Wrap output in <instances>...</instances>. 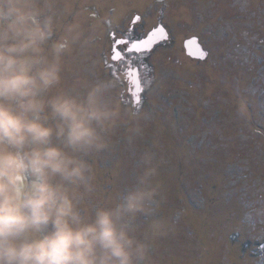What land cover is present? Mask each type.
<instances>
[{
    "label": "rangeland",
    "instance_id": "obj_1",
    "mask_svg": "<svg viewBox=\"0 0 264 264\" xmlns=\"http://www.w3.org/2000/svg\"><path fill=\"white\" fill-rule=\"evenodd\" d=\"M160 26L167 38L136 62L149 69L137 106L113 47ZM28 35L40 49L28 54L59 69L40 98L100 113L93 143L76 147L42 113L53 144L87 168L84 182L52 178L84 221L143 191L123 221L143 246L134 264H264V0H0V41ZM193 37L204 60L186 54Z\"/></svg>",
    "mask_w": 264,
    "mask_h": 264
},
{
    "label": "clouds",
    "instance_id": "obj_2",
    "mask_svg": "<svg viewBox=\"0 0 264 264\" xmlns=\"http://www.w3.org/2000/svg\"><path fill=\"white\" fill-rule=\"evenodd\" d=\"M29 51H40L31 35L15 44L0 41V264H134L143 246L123 221L151 193L132 192L121 205L98 209L84 221L52 178L84 182L87 168L53 144L54 130L42 113L51 108L60 121L56 136L73 147L93 143L92 122L100 113L91 100L88 107L66 96L43 101L59 69L41 67Z\"/></svg>",
    "mask_w": 264,
    "mask_h": 264
},
{
    "label": "snow or ice",
    "instance_id": "obj_3",
    "mask_svg": "<svg viewBox=\"0 0 264 264\" xmlns=\"http://www.w3.org/2000/svg\"><path fill=\"white\" fill-rule=\"evenodd\" d=\"M136 21L140 18L137 16ZM167 33L163 26H160L153 30L148 38L139 39V40H131L121 39L116 40L115 45L113 47V55L112 59L115 61H123L124 62V71L125 74L129 77L131 82L136 87V96L135 103L137 106L140 104L139 93L143 91V87H141V70L145 71V75L149 70L147 65L140 63L137 65V61H142L143 57L140 55L142 52H148L151 50V46L154 41H159L160 39H166ZM117 45H127V47L121 51L118 50ZM207 56V53L199 50V58L204 59ZM251 219V217H249ZM262 250H264V246H262Z\"/></svg>",
    "mask_w": 264,
    "mask_h": 264
},
{
    "label": "water",
    "instance_id": "obj_4",
    "mask_svg": "<svg viewBox=\"0 0 264 264\" xmlns=\"http://www.w3.org/2000/svg\"><path fill=\"white\" fill-rule=\"evenodd\" d=\"M184 47L186 50V54L188 56H190L191 58L204 60L208 56V52L203 49V46L201 45V43L197 37H193V38L188 39L184 43ZM199 50H202V51L207 53V56L204 59L199 58Z\"/></svg>",
    "mask_w": 264,
    "mask_h": 264
}]
</instances>
